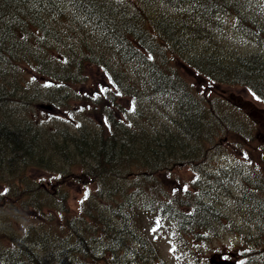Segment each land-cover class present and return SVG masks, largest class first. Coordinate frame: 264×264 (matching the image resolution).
Segmentation results:
<instances>
[{
  "label": "trees",
  "instance_id": "trees-1",
  "mask_svg": "<svg viewBox=\"0 0 264 264\" xmlns=\"http://www.w3.org/2000/svg\"><path fill=\"white\" fill-rule=\"evenodd\" d=\"M67 1L73 14H79L75 19L82 17L94 32L103 34L100 45L111 54L112 65H100L115 79L121 95L132 92L130 84L136 77L140 96L148 92L163 100L168 123L147 130L136 120L131 123L129 116L122 119L127 123L119 121L112 114L118 106L108 105L110 111L99 98L72 95L70 90L65 97L97 106L108 117V129L96 131L81 124L71 132L41 123L35 116L39 101L32 88L35 83L47 79L57 84L55 91L61 94L81 81L89 65L99 64L86 58L98 52L75 53L73 59L68 57L70 66L56 70L53 54H62L54 43L61 38L49 29L47 20L61 13V5L55 0H0V215L9 223L16 213L36 217L33 223L22 221L13 232L0 229V264H155L161 261L159 251L145 225L161 217L193 242L210 241L228 218L220 206L224 197L233 198L234 212L248 223L245 233L238 227L237 233L231 231L247 245L239 264H264V177L248 180L240 171L232 173L241 180L238 188H247L243 196H235L236 185L225 181L222 162L216 164L212 155L207 158L214 145L206 149L220 133L230 134L229 141L241 149L247 150L255 140L244 127L233 125L232 110L217 111L205 90L190 85L178 68L190 69L198 79L216 86L245 88L264 103V56L228 46L236 39L244 40L248 48L264 46V19L255 10L244 16L239 0H133L135 10L110 0ZM257 1L262 5V0ZM224 23L236 26L226 31ZM114 64L133 69L132 74L118 73ZM57 95L54 101L48 97L53 106L58 104ZM170 122L174 126L169 131ZM166 130L169 133L161 136ZM136 143L140 148H135ZM258 150L252 160L262 165L264 154ZM226 152L219 146L213 154ZM172 162L191 163L201 179L185 183L168 177ZM45 174L51 178H42ZM37 175L42 179L37 180ZM130 178L135 182L125 185ZM203 178L210 180L211 193L200 190ZM75 179L87 194L71 212L66 201L69 182ZM15 188L20 194H14ZM245 206L254 209L251 217L258 223L244 215ZM192 264L206 263L194 259Z\"/></svg>",
  "mask_w": 264,
  "mask_h": 264
},
{
  "label": "rangeland",
  "instance_id": "rangeland-1",
  "mask_svg": "<svg viewBox=\"0 0 264 264\" xmlns=\"http://www.w3.org/2000/svg\"><path fill=\"white\" fill-rule=\"evenodd\" d=\"M239 1H240V4L242 5L241 6L242 9L244 10V13H243L244 16L249 14L251 10H255L264 19V0H262V5H258L257 0H239ZM61 11H62L61 13L63 17L66 18L63 20L64 25H63V22H61V19L57 16L51 17L47 20V23L49 27L51 28V30L59 32L58 35L61 38V42H58V43L55 42L54 45L56 48L61 49L60 53L62 55L58 56L52 53L55 56V58L52 59V62H54L52 66H54L56 70H59L61 67H68L72 64L71 61H69L68 59L69 58L73 59V52L76 53L77 55L79 52L87 53L91 49L88 50L86 45L88 47H93L97 43V38H93V37H88L87 38L88 43L87 44L84 43L85 37H87L88 33L85 31L81 32L79 30H73L70 26H68L67 18L70 19L75 16L74 14H68L67 11H63L62 9ZM234 42L242 45L241 46L242 51H254V50H248L247 43L244 40L236 39ZM232 44L233 43L230 42L229 47ZM79 46L82 48L83 51H79V48H80ZM71 51L73 52L70 53ZM53 52H55V50H53ZM69 53L72 56H70ZM263 54H264V51H263ZM86 58H91L99 62V64L89 65L86 70H83V77L81 81H79L78 84H71L69 87H65L64 88L65 90L62 89L61 94H58L60 93L59 90L55 91V87L57 86V84L49 83L46 81V79L39 80L33 86L34 88L33 92L34 94H37L38 100H39L38 103L41 105H47V103H50L49 101H51V99L54 101V97L58 94L57 95L58 104H56V106L54 107L55 108L54 112L53 111L47 112L45 111L46 109H36L35 108L36 117H38L39 118L38 120L41 121V123L45 124L47 127L53 126L54 124H56L58 127L68 126L69 128H71L73 122H75L76 124L82 122V123L91 125L92 127L95 126V129L102 130L103 132L106 131L107 128L105 124V119L103 115L99 113L98 107H94L93 104L87 103L86 107L82 110V116H81L79 110L76 108L77 104H79L80 102L77 101L76 99L69 98V96L65 97L66 94H70L71 92V94L77 93L79 96L85 94L89 96V98H94V97H97L98 95H100L101 98H105L104 89L106 88L113 89L114 91L113 93L117 95L115 93L116 90L114 86L110 84L109 79L107 78L103 68L100 65L101 63H103L104 65L107 64L105 65V67L112 65L111 64L112 61L110 60L111 54L109 53V51L107 50L101 51V52L96 53L92 57H86ZM116 68H117V71H119L122 69V66H118ZM187 73L188 72H186L185 70L182 71V74L184 75L185 80H187L188 82H194L193 79L186 76ZM133 80H135L134 77H133ZM126 81L127 80L125 79V82ZM231 88L234 90L229 91L230 88H226V87H221L217 89L216 88L209 89L210 90L209 96L214 102L216 109L217 110L218 109H222V110L230 109L234 111V113L237 114L238 119L241 120L242 123H244L246 126H248L251 129H253L252 122L250 119L246 117V113L240 107L242 108L247 107L248 113L252 114L251 118L257 117L260 123L264 122V106L261 103H259L255 98H253L252 96H249V94H247L245 91L243 92L238 91L237 90L238 87H235V88L231 87ZM68 90H70V92H68ZM143 93H141V97ZM129 94L133 96L135 99L132 100L129 97L124 98L122 101L119 102V105H115V106H121L126 111L127 115L129 116L128 118L130 119L131 122L136 120L139 122V124L141 123L142 125H144V127L147 130L148 129L153 130L154 128H156V123L154 121L160 120L158 119V117H160L159 115L160 114L159 113L160 112V109H159L160 102L155 99L154 100L140 99L141 97L139 96L137 90H133ZM48 97H52V98L48 99ZM101 104L103 105V107L109 108L107 107L108 106L107 102L102 101ZM134 109L138 111L141 114V116L143 115L144 117L137 118L135 115L136 113ZM155 109L158 112H156ZM150 110H154L155 112H151ZM163 112H167V111H163ZM113 114L115 118L117 119V116L115 115V113ZM21 116L23 119L26 117V115L23 116V114ZM231 133L234 134L233 132ZM215 137L217 138L213 139ZM230 137H231L230 134L220 133L218 135H215L212 139L210 138L213 141V143H211V141L208 142L206 149H208L210 145H214V146H212L209 149L207 158H209L210 155H214L213 154L214 151L219 146L226 147L228 151L227 153H232V151H235L238 148L237 146H239V144H237L232 139L231 141L233 143L230 142L229 141ZM263 144H264V131H262L261 136L259 140L256 142V144L247 146V150L246 149H242V150L247 153L248 152L252 153V150H254L255 154H257L259 151L258 149H261L260 146ZM135 148H140V146L136 143ZM206 153H207V150H206ZM261 153H264L262 149H261ZM221 158L222 156L215 157L213 158V160L217 164V162ZM194 162L195 160L193 161V163ZM170 165H171L169 167L171 169L170 176H172L178 182L184 181L185 183H188L189 181L191 183H195L196 181L201 179L198 169H193L191 163L181 162L178 164H174L172 162ZM188 166L190 167V169L188 168ZM178 170H181V171H178ZM179 172L183 175L185 180H179L176 178L175 173L180 174ZM42 178L49 179L51 178V176L45 174L42 176ZM42 178L37 175L36 179L41 180ZM152 179L153 178H150V180ZM75 181L77 183L76 182L69 183L70 188L67 193L66 205L69 207L71 212L77 211L80 199L87 194L86 188H85V191L81 193L80 189H84V188L78 184L79 181L77 179H75ZM132 181L133 183L135 182V180L132 178L127 179L128 183H132ZM202 182L203 184L201 185L200 190L201 188H203L206 190V192L210 193V190H209L210 180L204 179L202 180ZM152 185L154 184L152 183ZM198 189H199V186L195 188V190L193 191V194L198 192ZM148 190L150 191V188ZM169 191H170V196H171L173 191L170 188H169ZM14 194L15 195L20 194V188H15ZM45 194H50V193H45ZM51 196L52 195H50V197ZM221 208L225 211L227 215H230L233 218L237 217L236 214H231L229 212L230 206L228 202L227 203L222 202ZM47 209H48L47 207H44V211H46ZM26 214L27 213L14 214L15 220L10 223L9 221L2 220V217L0 215V229L6 230L7 232H13L14 229H18V228L20 229L22 221L33 223L36 217L27 218ZM36 221L37 220H35V222ZM237 222L240 223V220H237ZM146 233H147L146 235L148 236V238L152 240V242L154 243V245L159 251V257L161 261H158L155 264H192L194 259L204 262L205 259L214 252H216V254L225 252L231 255V254H237L241 249H244V247L239 246L240 243L236 237L234 236L232 237L226 234L225 232L218 235L217 237H213L210 241L200 242V243L193 242L192 239L186 236L179 235L178 232H176V229L174 227L166 225L165 222L163 221L153 222L150 227H146Z\"/></svg>",
  "mask_w": 264,
  "mask_h": 264
},
{
  "label": "bare ground",
  "instance_id": "bare-ground-1",
  "mask_svg": "<svg viewBox=\"0 0 264 264\" xmlns=\"http://www.w3.org/2000/svg\"><path fill=\"white\" fill-rule=\"evenodd\" d=\"M65 1H67V0H55V3H56V5H58V6H60V8L63 10V11H67L68 12V14H73V12H74V7L71 5V3L70 2H65ZM44 3V2H43ZM8 4H10V3H8ZM16 5V4H15ZM17 8V7H16ZM15 8V9H16ZM19 8V7H18ZM19 11V10H18ZM20 12V11H19ZM7 16H9V15H7ZM6 16V17H7ZM4 17V16H3ZM12 17V16H11ZM75 17H72V18H67V20H68V26H73L74 27V29L73 30H82V31H85V32H87L88 33V35H87V37H85V41H84V43H88L87 42V38L88 37H93V38H97V43L93 46V47H88L87 45H86V47H87V49L89 50V49H91V50H93V51H95V52H100V51H104L106 48H103L102 47V45H100L101 44V42L102 41H100V36L101 35H103V34H98V33H96V32H94L93 31V28L91 29L90 28V25L87 23V22H83L82 21V19H74ZM3 19V18H2ZM64 20V19H63ZM63 20H61V22H63ZM3 21V20H2ZM2 24H3V22H2ZM72 24H74V25H72ZM103 24L105 25V26H107V22H103ZM63 25H64V22H63ZM13 26V25H12ZM105 26H104V28H105ZM98 28L99 29H101V30H103V28L101 27V25H100V27L98 26ZM49 29L51 30V28L49 27ZM51 31H53V30H51ZM58 34H59V32H57ZM146 38V37H145ZM145 42V41H144ZM14 43V42H13ZM264 45V44H263ZM263 47V49H264V46H262ZM203 48V47H202ZM200 49V48H199ZM74 51V50H73ZM73 51H71L70 53H72ZM195 51V50H194ZM264 51V50H263ZM263 51H260V50H255V53H257L259 56H264V54H263ZM69 53V54H70ZM81 53V52H80ZM73 54H75L74 52H73ZM79 54V53H78ZM85 55L87 54V53H84ZM256 54V55H257ZM70 56H72L71 54H70ZM240 56V55H239ZM264 58V57H263ZM240 59V58H239ZM243 59H245V58H243ZM240 61V60H239ZM91 62V61H90ZM241 62V61H240ZM110 64V63H109ZM230 66V65H229ZM230 67H232V66H230ZM6 68V67H5ZM9 69V68H8ZM7 70V69H6ZM133 70V69H132ZM119 80V79H118ZM123 85H125V83L123 84ZM143 86V85H142ZM31 87V86H30ZM33 88V87H32ZM148 88V87H147ZM11 89V88H10ZM15 89V88H14ZM238 91H247L245 88H239L238 87V89H237ZM135 92V91H134ZM147 94H149L148 92L145 94V96H144V98L143 99H149V100H156V98H154V97H152L151 95H147ZM30 96V95H29ZM32 97V96H31ZM37 98V97H36ZM26 99V98H25ZM30 100V99H29ZM21 109V108H20ZM10 110V109H9ZM151 112H158L156 109H155V111L154 110H150ZM163 112V110H161L160 109V112ZM229 111H230V109H229ZM159 112V113H160ZM114 113H115V115L117 116V118H120L121 120L122 119H124L126 116H128L127 115V113H126V111L121 107V106H118V107H116V109L114 110ZM160 115V117H158V119H160V121L161 122H167L168 123V120H167V118H165V115H163L162 113H160L159 114ZM1 116V115H0ZM14 116V115H13ZM154 118V117H153ZM155 119V118H154ZM154 119H152V120H154ZM157 119V118H156ZM5 120V119H4ZM130 120V119H129ZM150 120V119H149ZM235 120H237L236 118H235ZM148 121V120H147ZM22 122V121H21ZM171 124L168 126V130L170 129V128H172L174 125H173V122H170ZM9 124V123H8ZM81 124H84V126L86 127V128H95V126L94 127H92L91 125H88V124H85V123H78V124H72V127L71 128H69L68 126H65V127H67L68 128V130L69 131H74L77 127H80L81 126ZM147 125H149V124H147ZM19 126H21V125H19ZM163 126V125H162ZM59 127H61V126H59ZM241 127H244L245 128V131H246V133L250 136V137H252L254 140H255V137H254V130L253 129H251V128H249L248 126H246L244 123H241ZM19 128V127H18ZM62 128V127H61ZM97 128V127H96ZM165 128V127H164ZM81 129V128H80ZM161 129V128H160ZM87 130V129H86ZM96 130V129H95ZM158 130V129H157ZM168 130H166V131H164L163 132V134L161 135V136H165V135H167V133H169L168 132ZM96 131H99V130H96ZM170 131V130H169ZM117 132V131H116ZM123 132V131H122ZM91 133V132H90ZM93 133V132H92ZM94 134V133H93ZM78 135V134H77ZM169 135V134H168ZM94 136V135H93ZM96 136H97V134H96ZM91 137V136H90ZM89 137V138H90ZM156 137V140H158L159 138H160V136L158 135V137L157 136H155ZM85 139V138H84ZM179 139L180 140H182L183 142H185L187 145H188V142L185 140V139H183L182 137H179ZM155 140V139H154ZM86 141H87V139H86ZM32 142V141H31ZM92 143V142H91ZM255 144H256V141H255ZM73 146V145H72ZM6 148V147H5ZM113 148V147H112ZM72 149V148H71ZM72 150H74V149H72ZM116 150V149H115ZM45 151V150H44ZM8 152V151H7ZM116 152H118V151H116ZM12 153V152H11ZM16 153H18V152H16ZM5 154V153H4ZM264 154V153H263ZM5 156V155H4ZM94 159V158H93ZM0 162H2V161H0ZM30 162V161H29ZM12 163V162H11ZM10 164V163H9ZM3 165V164H2ZM7 165V164H6ZM181 165V164H180ZM4 166V165H3ZM79 167H81V166H79ZM249 167H250V169H251V171L252 172H254V175H255V177H257V178H262V177H264V163L262 164V165H260L258 162H255V160H253L251 163H249ZM86 168V167H85ZM177 168V167H176ZM6 170V169H5ZM178 171H181V170H178ZM180 173V172H179ZM177 176H178V178L179 179H181V180H185V178L183 177V175L180 173V174H176ZM140 180V179H139ZM139 182V181H138ZM116 183H117V181H116ZM119 183H121V182H119ZM124 183V182H123ZM122 183V184H123ZM128 182H126V183H124L125 185L127 184ZM211 183H215V182H211ZM138 185V184H137ZM229 185V184H228ZM211 186V185H210ZM232 186V185H231ZM226 187H228V186H226ZM233 187V186H232ZM232 187H231V189H232ZM245 187V186H244ZM206 188V187H205ZM213 188H214V186H213ZM212 188V189H213ZM230 188V187H229ZM218 189V188H217ZM230 189V190H231ZM246 187L245 188H237V187H235V189H234V191L238 194V195H244V193L246 192ZM126 190V189H125ZM140 190V189H139ZM167 190H169V188L167 189ZM209 190H210V188H209ZM219 190V189H218ZM219 191H221V190H219ZM213 192V191H212ZM232 192V191H231ZM225 193V192H224ZM234 193V192H233ZM216 194V193H215ZM217 195H220V194H216V196ZM222 195V194H221ZM224 195V194H223ZM237 195V196H238ZM242 195V196H243ZM225 196V195H224ZM212 197V196H211ZM218 197V196H217ZM220 198H222L221 196H219ZM214 198H216V197H214ZM224 198H226V197H224ZM223 198V199H224ZM228 198V197H227ZM230 198V197H229ZM260 198H262V196H260ZM233 200V198H230V200ZM239 199H242V198H239ZM236 200V199H235ZM233 201V202H236V201ZM223 202V201H222ZM233 204H235V203H233ZM57 205V204H56ZM218 206V205H217ZM221 206V205H220ZM235 206V205H234ZM245 208H247L248 209V211H247V214H246V211H244L243 213H244V215L246 216V217H251L252 215H253V213L255 212L254 211V209H252V208H249V207H247V206H245ZM215 211H217V212H219L218 210H215ZM219 214H220V212H219ZM251 220H252V222L254 223V224H256V223H258L257 221H255V220H253L252 219V217H251ZM229 224H233L234 226H231V227H229ZM237 227L238 228H240V230L241 231H243V232H241V233H245V232H247V229H248V223L246 222V221H240V223H238L237 222V220H233V219H229V218H226L225 220H224V223H223V230L225 231V232H231V231H235V230H237ZM232 229V230H231ZM239 230V231H240ZM236 232V231H235ZM237 233V232H236ZM219 234V233H218ZM212 236V235H211ZM238 236H240V235H238ZM48 241V240H47ZM7 263V262H6ZM9 264V263H8Z\"/></svg>",
  "mask_w": 264,
  "mask_h": 264
},
{
  "label": "water",
  "instance_id": "water-1",
  "mask_svg": "<svg viewBox=\"0 0 264 264\" xmlns=\"http://www.w3.org/2000/svg\"><path fill=\"white\" fill-rule=\"evenodd\" d=\"M212 264H231V263H226V262H213Z\"/></svg>",
  "mask_w": 264,
  "mask_h": 264
}]
</instances>
